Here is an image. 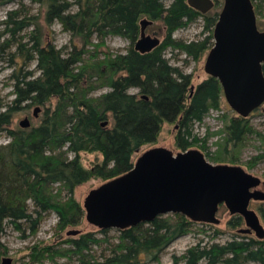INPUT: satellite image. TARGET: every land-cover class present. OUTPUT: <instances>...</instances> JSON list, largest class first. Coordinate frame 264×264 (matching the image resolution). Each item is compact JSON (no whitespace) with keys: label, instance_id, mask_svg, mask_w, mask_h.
<instances>
[{"label":"trees","instance_id":"16d2710c","mask_svg":"<svg viewBox=\"0 0 264 264\" xmlns=\"http://www.w3.org/2000/svg\"><path fill=\"white\" fill-rule=\"evenodd\" d=\"M11 1L0 0V6ZM23 1L27 0H21L22 9L11 11L0 24L4 26L0 59L10 52L16 65L11 76L15 99L7 103L0 98V136L10 139L0 146V240L7 224L21 232L27 224L35 233L49 213L58 217V232L80 226L84 209L74 198L77 187L93 178L107 182L130 172L133 155L155 143L165 123L179 120L183 132L178 136L179 147L191 148L199 142L198 138L190 141L193 124L219 107L216 81L204 82L189 99L191 76L166 58L169 48L196 60L207 50V41L185 44L173 37L201 17L187 0H28L39 6V17L28 16ZM257 3L258 8L264 7V0ZM42 14L48 26L60 23L80 45L74 44L64 53L46 41ZM144 19L162 22L166 30L164 42L147 54L134 48ZM213 24L208 23L207 28ZM31 28L29 47L22 33ZM5 36L10 38L2 42ZM115 36L127 39L129 50L124 54L101 51L107 38ZM34 62L33 71L30 65ZM103 88L110 91L93 96ZM54 99L57 102L52 106ZM33 106L45 107L41 122L27 129L13 128L15 115ZM229 132L231 140L239 143L254 130L234 121ZM83 152L100 153L103 162L85 169L80 161ZM259 214L264 221V205ZM194 225L182 215L162 216L149 224L119 230L116 243L107 239L111 230H101L104 238L88 233L66 241L65 249L36 246L31 262L67 257L78 264L159 263L162 252ZM243 225L240 216L229 223L238 231ZM105 243L110 253L97 258L93 249ZM250 263L264 264V240L249 235L235 236L223 245L201 241L183 255L173 256L172 262Z\"/></svg>","mask_w":264,"mask_h":264},{"label":"water","instance_id":"95a60500","mask_svg":"<svg viewBox=\"0 0 264 264\" xmlns=\"http://www.w3.org/2000/svg\"><path fill=\"white\" fill-rule=\"evenodd\" d=\"M187 2L203 13L213 8L212 0ZM151 25L153 22L147 19L141 21V36L134 46L141 54L150 53L161 44L159 33L146 34ZM215 37L206 72L221 78L227 91L225 80L233 76L237 83L233 88L237 93L234 101H240L248 110L264 102V78L260 73L264 62V34L256 31L248 0H227ZM224 61L226 70L222 66ZM235 68L239 70L233 71ZM40 113L41 108L37 107L34 117L38 118ZM20 126L30 128L31 122L26 118ZM260 185V178L241 167L212 165L197 151L174 157L169 150L161 149L148 152L130 172L92 191L84 210L88 221L99 229L126 230L177 214L194 223L218 225L219 207L225 205L230 215L243 218L246 228L240 229V234L255 233L257 239L264 240L261 217L250 208L251 202L264 203ZM80 235L79 230L67 233L68 237ZM1 264L14 263L11 258H3Z\"/></svg>","mask_w":264,"mask_h":264},{"label":"rangeland","instance_id":"374dc122","mask_svg":"<svg viewBox=\"0 0 264 264\" xmlns=\"http://www.w3.org/2000/svg\"><path fill=\"white\" fill-rule=\"evenodd\" d=\"M76 1V0H68ZM26 6V12L28 16H38L40 14V9L38 5L30 3L28 0L23 1ZM171 1L167 3L169 5ZM22 2L21 0H13L7 2L0 6V24L3 23L8 14L11 11L21 10ZM261 15L258 17L260 26L264 28V7H261ZM43 14L41 24L43 25V30L45 33V40L52 42L57 49L63 50L64 53L69 52L74 44H79L76 38L67 32L64 31L62 25L58 22L54 23L52 26H48L44 22ZM151 21V20H149ZM153 25L149 26L146 29V34L153 36L154 33H159V38L161 44L165 40L166 30L159 21H151ZM141 25V24H140ZM207 27V26H206ZM4 30V26H0V32ZM33 28L28 29L22 33L23 41L30 47L29 34L32 32ZM205 33V34H204ZM208 32L204 29L203 19H198L186 28L180 29L174 33V39L185 44L199 43L206 41V36ZM141 36V35H140ZM9 36H5L2 39V42ZM140 39V38H139ZM138 39V40H139ZM160 44V45H161ZM213 46V43L207 47V50L204 53H201L199 59H194L190 57L184 51L168 49L166 51V58L170 63L178 67L182 72L191 76L192 78V87L195 89L198 88L204 81L208 80L209 74L206 72L205 63L206 58ZM130 48V42L123 37H109L106 40L105 46L100 49L101 51L109 50L112 54L126 53ZM91 49V48H89ZM14 48L12 52H15ZM88 57L85 58V60ZM16 65L14 62H11L10 52L5 53L1 56L0 59V98L5 100V102L10 103L15 99L14 95V81L11 76L15 71ZM31 70H36V62L30 65ZM38 74V73H37ZM110 89L103 88L96 91L93 96L98 97L104 93L109 92ZM131 93H137V90H131ZM191 94V92H190ZM189 99H191L189 95ZM223 99L219 107L211 108L208 113L205 115L203 122H196L193 124L191 132L192 137L190 141H194V138H198L199 142L195 143L190 150H200L201 147H207L210 151V156L208 153L204 152L208 161L213 165L229 164L241 166L245 169L246 172L260 178L264 181V109L256 112L250 118V124L254 130V133L248 136L244 141L236 143L234 140H231V134L229 132V123L230 120L237 116L236 112L228 106V104ZM57 100L54 99L52 106L56 105ZM37 106L31 108H25L20 110L14 118L13 128H21L20 122L28 118L32 125H37L41 122L43 117V111L45 107L41 108V113L38 118L34 117V110ZM113 121L110 120V126H112ZM30 126V127H31ZM179 126V127H178ZM180 121L165 123L162 126L161 132L157 141L151 145H146L140 149L139 152L133 155V163L136 164L138 158L146 151L153 148H165L172 151L174 154L183 152L179 147L178 136L180 133L183 134L181 129ZM10 141L5 135L0 136V146L6 145ZM74 155L71 154L70 158H73ZM103 156L97 152H83L80 154V161L82 166L85 169H91L95 164H101L103 162ZM106 181L101 179H90L83 185L76 188L74 193V198L77 202L82 205L84 209V204L90 193L100 186H102ZM259 190L264 191V187H260ZM65 195L63 194V197ZM262 205L261 202L252 203L251 208L255 210L258 214V208ZM31 204V210L32 208ZM260 215V214H259ZM234 216H231L228 209L225 206H221L217 214V218L220 220L218 225H208L196 223L187 235L176 240L168 248H166L160 255L159 263H151L148 261L147 264H172L173 256H181L188 249L197 245L199 242H204L205 244L219 243L225 244L228 241L232 240L235 236H241L238 230H233L230 228L229 223L233 220ZM261 217V215H260ZM264 225V221L261 218ZM58 217L54 213L47 214L38 231L32 233L28 230V225L24 224L25 231H17L14 229L13 225L7 224L5 232L1 237L0 247V264L3 258L13 259L14 264H78L75 258L69 259L67 257H57L54 259H43L40 262L32 263L31 262V252L32 249L36 246L41 247H55V249L68 248L65 244L66 241L70 239H75L77 237H68L67 233L70 230H79L81 235L88 233H94L99 238H104L99 229L95 225L91 224L86 216V211L84 210V217L82 223L78 227L67 228L62 232H58L57 229ZM246 228L245 224L241 229ZM219 231L220 235H216V232ZM80 235V236H81ZM119 233L117 230L112 229L107 236V239L111 243H116ZM256 239V236L250 235ZM108 244L105 243L101 247H95L93 249V255L97 258H100L102 255H108L110 252L108 250ZM257 264V263H250Z\"/></svg>","mask_w":264,"mask_h":264},{"label":"flooded vegetation","instance_id":"af4514ba","mask_svg":"<svg viewBox=\"0 0 264 264\" xmlns=\"http://www.w3.org/2000/svg\"><path fill=\"white\" fill-rule=\"evenodd\" d=\"M213 1V8L211 10H209L208 12L206 13H203V11L201 10H198V9H194L196 12H198L201 17L200 19H203V22H204V29L206 30V32H208V35L206 36V41H207V47H209L212 43H213V46L211 48V50L215 47V44H216V37H215V34H216V29L218 27V24L220 23L221 21V17L223 15V13L225 12L226 10V4H227V0H212ZM251 7H252V10H253V14H254V19H255V28H256V31L258 34H264V28H262V26H260L259 24V21H258V17L261 15L262 11L260 8H258V3H257V0H248ZM193 9V8H192ZM208 23L209 24H213L212 27H210L209 29L206 27L208 26ZM205 34V33H204ZM210 50V51H211ZM209 51V53H210ZM209 53L207 55V58H206V63H205V69H206V65H207V60H208V56H209ZM228 56L227 54H225V57ZM227 64V63H226ZM222 66L224 68V70H226V68H228L226 65H225V61L222 63ZM261 69H260V73L261 75L263 76L264 78V62L261 63ZM239 69H234L233 71H238ZM233 76H229L228 77V80H225L227 81L226 85L228 87V91L226 89V86H225V83L224 81L219 78V77H216V76H213V75H210L209 74V78L208 80H211L213 79L214 81H216L218 87H219V104H221L222 100L225 99L224 101L228 104V106L232 109V111L236 112L237 116L233 117L231 120H230V123H229V129L232 128V124L233 122H244L245 124L249 125L250 127L251 124H250V118L251 116H253L256 112H259L260 110L264 109V102L260 103L259 105L255 106L254 108H252L251 110H248V108H245V105L243 103H241L240 101L236 100L234 101V97L236 96V92L233 91V88H235V85H237V83L234 82V79H232ZM206 80V81H208ZM204 81V82H206ZM203 82V83H204ZM202 83V84H203ZM201 84V85H202ZM192 88L194 87H190V97L192 98L194 96V93L195 91L197 90V88L193 89ZM238 103V104H237ZM203 122V121H202ZM179 127V126H178ZM161 149H165V148H153V149H150L146 152H144L139 158H142L143 156H145L148 152H152V151H155V150H161ZM167 150V149H166ZM190 151H197L198 153H200L201 155H203V157L205 158V160L210 163L205 155L204 152H207L208 153V157L210 156V151H208V148L207 147H201L200 150L196 149V150H190L189 149H186V150H183V152L181 153H178V154H184V153H188ZM169 152H171L174 157H177L178 154H174L172 151L169 150ZM137 160V161H138ZM211 164V163H210ZM213 165V164H212ZM221 165H227V166H237V165H229V164H221ZM237 167H241V166H237ZM242 168V167H241ZM245 170V169H244ZM248 173V172H247ZM106 183V182H105ZM104 183V184H105ZM260 187H264V181L261 180V185ZM259 187V188H260ZM258 188V189H259ZM264 192V191H263ZM252 203H255V202H251L250 204V208H251V205ZM262 205H264V203H262ZM221 206H225V205H221ZM220 206V207H221ZM219 207V209H220ZM226 207V206H225ZM252 209V208H251ZM253 210V209H252ZM229 211V210H228ZM255 211V210H254ZM258 211H259V208H258ZM219 212V211H218ZM256 212V211H255ZM258 214V213H257ZM87 216V215H86ZM169 216V215H168ZM183 216V215H182ZM232 216V215H231ZM238 216V215H236ZM234 216V217H236ZM185 217V216H184ZM233 217V218H234ZM186 218V217H185ZM187 219V218H186ZM189 220V219H188ZM190 221V220H189ZM192 222V221H191ZM194 223V222H192ZM196 224V223H194ZM202 224H205V223H202ZM245 224V222H244ZM210 225V224H208ZM120 231H123V230H120ZM119 232V230L117 231ZM255 235V233H252V234H249L250 235ZM248 235V234H247ZM257 239V238H256Z\"/></svg>","mask_w":264,"mask_h":264}]
</instances>
